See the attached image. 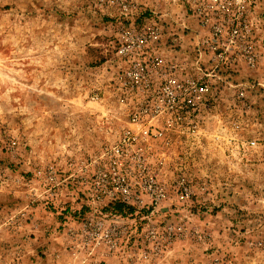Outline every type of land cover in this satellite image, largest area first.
Returning <instances> with one entry per match:
<instances>
[{"label":"rangeland","instance_id":"1","mask_svg":"<svg viewBox=\"0 0 264 264\" xmlns=\"http://www.w3.org/2000/svg\"><path fill=\"white\" fill-rule=\"evenodd\" d=\"M250 1L255 65L210 66L200 113L100 191L130 128L121 20L95 0H0V264H264V0ZM142 13L164 57L191 66L206 33ZM121 186L132 200L110 201Z\"/></svg>","mask_w":264,"mask_h":264},{"label":"built area","instance_id":"2","mask_svg":"<svg viewBox=\"0 0 264 264\" xmlns=\"http://www.w3.org/2000/svg\"><path fill=\"white\" fill-rule=\"evenodd\" d=\"M146 1L149 6L134 0H95L98 8L115 10L121 20L113 47L118 68L115 80L123 93L120 103L128 108L130 125L121 134L120 146L110 153L108 171L96 177L95 184L100 191L111 180L118 179L117 172L129 156L144 152L149 142L163 139L168 132L180 129L184 122L200 113L214 87L210 83L213 75L207 73L210 66L217 69L236 62H244L249 67L255 65V51L248 43L250 0ZM142 12L181 25L186 19H192L206 33L195 42L194 51L199 55L191 66L164 57L165 52L159 47L162 30L150 22L140 25L137 16ZM202 53L208 54L206 63H201ZM202 70L204 73L200 74ZM140 157L135 162L137 166L142 164ZM118 194L124 203L132 200L128 187L121 186L108 192L110 201H118L115 198Z\"/></svg>","mask_w":264,"mask_h":264},{"label":"trees","instance_id":"3","mask_svg":"<svg viewBox=\"0 0 264 264\" xmlns=\"http://www.w3.org/2000/svg\"><path fill=\"white\" fill-rule=\"evenodd\" d=\"M113 210L117 213H120V214H130L133 212L132 209L128 208V207H125L123 206L122 204H117V205H114L113 206Z\"/></svg>","mask_w":264,"mask_h":264}]
</instances>
